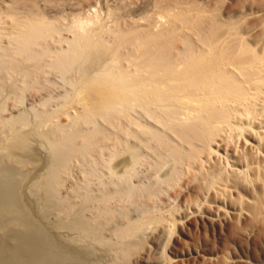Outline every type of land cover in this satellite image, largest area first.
Masks as SVG:
<instances>
[{"label": "rangeland", "instance_id": "obj_1", "mask_svg": "<svg viewBox=\"0 0 264 264\" xmlns=\"http://www.w3.org/2000/svg\"><path fill=\"white\" fill-rule=\"evenodd\" d=\"M13 22L15 25L13 24ZM27 22L28 23L36 22L46 27L57 28L59 31L61 30L60 32L62 33L61 34L62 37L66 36L72 38L74 32L76 31L77 28L76 26L84 22L83 24H87L91 28L90 29L91 39H93V41L94 40L96 41L98 39H102V40L106 39L107 42H112L113 39L116 40L115 37L112 35L118 34V31H122L123 29L130 31V38H134V37L137 38L138 34L139 36H145L148 32H150L151 30L150 27L156 26L154 27V30L160 33L159 34L160 36H158L157 38L158 41L162 39V41L164 42L162 41L160 42L167 43L169 45L172 44L175 45V46L172 45L173 47L178 46V47L190 48L189 45L192 44L191 48H193L195 51L199 52L205 50L206 53L209 51V48L207 47L210 45L209 43L214 42V40L216 41L218 37L217 42L221 46L222 45L225 46L226 44H233V42L234 44L239 43V47L241 49L240 56L242 57L247 56L252 58L254 57L255 60L257 61L259 60V62L256 65L257 66L263 65L262 67L264 68V0H0V31L1 32H3L4 29L6 30L4 31V33L5 32L10 33L9 31L11 30L16 31L21 26L19 24L21 23L24 24ZM154 23L157 24L154 25ZM157 27L158 28L160 27V29L162 27V30L158 29ZM163 28L164 29L166 28L167 30L165 31L163 30ZM159 30L161 32H159ZM225 30H227V33L225 32ZM162 31H164L165 33L167 32V35L166 34L164 35V32L162 33ZM162 35L164 36V38ZM177 36H178V40H177ZM172 37L175 39H173ZM220 38L223 39L220 40ZM204 39L205 41H203ZM185 42L187 43V45ZM205 42H208V44ZM204 43L206 45H204ZM54 44H59L57 39ZM124 47L122 46L123 51L122 48H120V51L123 53L124 52L126 53V51L130 49L133 50L135 48V47L129 48V46H124ZM90 68H88L89 76L88 77L86 76L84 78L85 80L84 82H86V84L93 85L94 82L96 81L95 79H97L95 78L96 77L95 74L96 72H98V66L96 67V65H93L92 68L91 69ZM29 73L30 74L32 73L31 74L32 76L29 75ZM29 73L28 72L25 73L23 71L22 73L23 75L21 74L20 76H18V78L21 77L20 78L21 80L23 77V79L26 80L25 82L30 84L33 81H34L33 84L38 81L39 87L37 89H34V91H32L33 89L30 90L31 92L29 91L28 93L29 102H26L28 104V106L26 104V108H30L32 103L41 106L40 105L41 101L40 102L37 101L39 99L48 97V95H51L52 92L53 95L57 96L65 91V88H63L64 84L62 85L64 81L61 78L60 73L52 72V73L44 74L47 79H45L42 72L39 73L29 72ZM33 74L43 75V78L41 77L40 79L39 75L38 78L41 81L43 79L44 80L42 82L39 81V79L37 80L36 76L34 77ZM48 74L51 76H48ZM30 77H32L33 80L32 78L30 80ZM48 79L51 82L48 81ZM45 82H47L48 84H46ZM40 86L46 88L42 87L43 88L42 90ZM262 86L263 87H260L258 90H251V93H249L248 95L249 98L247 99L248 102L247 100L244 101L245 107L241 105L240 109L237 108V111L233 112L232 115L235 117V119L233 118L231 120L232 122L229 124L231 128L229 127V125H225V127H223L225 131L222 128L221 129L222 131L220 130L218 132L219 134L217 133L218 135H215L212 138V140L207 142V144L211 145L213 148L209 145H206L205 142H204L205 144L203 142L201 144L200 142L201 146L198 147H201L203 150L202 152L199 153V157H198L199 161L197 160V162L196 161L194 162L195 166L193 163H191L192 165L190 166H184L185 175L182 174L181 178H179L178 181H176L177 179L174 180L172 184H164L163 186L166 187L168 186V187L167 188L163 187V189L161 187L160 188L161 191L159 192L158 190V193L156 194L157 196L155 195V198L152 201L149 199L150 198L152 199L154 197L153 196L154 194L151 195V193L146 189H142L143 190V191L141 190L142 192L139 190L138 192L139 195L137 193L134 194L131 200L125 195L122 197L121 194H118L116 197L118 196L120 197L119 198L115 197L117 202H115L114 199L111 201H105L100 205L98 204V202L90 203L89 201H85L84 198L82 197V194L80 195V193L84 192L83 187L86 185V183L87 185L90 184L92 186L91 187L89 185L90 188L93 189V191L94 189L105 188V187L111 188L112 191L114 190L115 185H112V183L110 182L111 179L108 177L109 175L107 174L105 167L102 165L103 160H105V158L108 157V150H106L107 152L104 151L105 150L104 147L106 146L105 144H107V146L108 145L110 146L112 143L115 142L114 139L113 142L111 140L108 141L106 140V142L103 143L101 142L102 146L98 147L99 150H97V148L94 150L95 152L96 150L101 152L103 151L101 155L100 152L93 153L94 151L92 152V155L89 154V156L87 157L89 164L90 162H92V160H95L94 164H92L93 167L92 165H90V167H87L89 166L87 160H85V163H82L83 165H79L78 163L74 164L77 167L75 168L74 165L72 166L70 171L71 173L70 175L72 176L71 177L69 176V179L66 178L65 181L63 179V183L59 185L60 187L58 185L57 186L54 185L53 190L48 193L46 187L39 188V184H38V181H40V179L44 175H46L47 173L46 171H49V167L47 165L49 164L48 161L50 160V156H49L50 153L44 147L41 146L42 145L41 139L37 136L29 135L31 138H29L28 141L29 142L28 148L27 146L19 148V145H15L16 146L15 148V146H13L11 143L12 140L14 139V137L12 136L15 135L14 134L15 132L10 131L9 134L11 135L5 134L6 136L0 133V138H1L0 140L2 141V143L1 141L0 143L1 145L4 144L3 146H0L1 149L0 163L2 162L1 163L2 165H0V173H1L0 174L1 177L0 178L1 180L0 181V197H1L0 199V264H5V263L10 264L15 258L17 260L23 258L25 259L26 257H27L26 259H30V257L31 258L35 257L32 254V252H30L31 249L28 248L29 246L27 245V243H29V241L31 240L34 241L40 238V235L45 236L46 234H47L46 237L50 236L51 238L50 239L48 237V239H50L49 241L53 244L52 245L54 251L53 253L60 252L71 256L70 257L71 259H66L67 262L66 260L65 262L64 260H48L45 262L46 264H264V130H263L264 129V110H263L264 81ZM11 87L13 88V84H11L9 87L10 91L8 92L7 95L8 97L7 102L8 103L10 102L9 104L12 107V105L15 106L17 95L13 92ZM51 87L53 89H51ZM60 87L63 88L64 90H62ZM38 91L42 92L43 95L42 93H38ZM37 95L40 97L38 98ZM31 96L33 97L36 96L37 99L31 98ZM11 102L14 104H12ZM55 104L56 102L54 101L53 105ZM75 104L76 103H74L75 107L69 108V111L70 112L73 111L72 112L73 114L77 112L78 108L80 109L82 107V105H80L79 103H77V105ZM246 105L248 106V108ZM250 105L253 107H250ZM245 108L247 112H245L246 111ZM238 110L240 111L241 115L239 114ZM259 112L262 113L261 118ZM238 114L241 116L243 120L239 117ZM255 114H257V116H255ZM61 117H63V115H61ZM246 117L248 119H246ZM63 118H64L63 119L64 122H66L68 119L66 115H64ZM254 119L257 120L254 122ZM262 121L263 124H261ZM240 123L242 124V126ZM232 126H234V128ZM245 126H247L248 129L247 127L245 128ZM17 127L19 126L17 125ZM235 127L242 129H239L237 132ZM232 128L234 130H232ZM243 128H245V130ZM0 129H1V125H0ZM228 130H231L232 133L230 131L228 132ZM243 131L246 132L244 133ZM220 132L223 133L220 134ZM234 132L236 134H234L233 136ZM33 137H35V139H33ZM232 138L234 139V141ZM237 138L239 140H235ZM222 139L223 140L225 139V141H223ZM227 140L230 142L229 143L226 142ZM238 141L240 142L238 143ZM35 142L38 143L36 144ZM202 145L204 148L202 147ZM206 146L209 147V149ZM205 147L209 151H206L207 149L205 150ZM17 148L19 149L17 150ZM103 148L104 150H102ZM25 149L27 150L29 149L30 152L29 150L26 151ZM24 151L25 153H23ZM159 152L160 151L155 147L154 152L152 153L150 152L151 154H149L147 160L145 157L146 162L143 161V164H141L142 167H140L141 170L139 171L140 174L141 173L142 175L146 174L149 170L150 172H148V174H151V172L153 171L155 173L157 166L155 165L156 161L154 160H155V156L157 158ZM203 153L207 154V156L206 155L203 156L202 155ZM124 156L131 159L129 154H125ZM5 160H7L6 161L7 164ZM96 160L98 162H96ZM201 160L204 162L201 163L202 162ZM99 161L101 163H99ZM186 161H187L186 165H189V162L191 160L190 161L185 160L184 165ZM8 162L9 163L14 162V163L9 164ZM97 167L100 169L99 170L96 169ZM187 167L189 168L187 169ZM191 167H193L192 168L193 171H191L190 169ZM81 168H84L85 170ZM13 169L16 170V172ZM142 169H144V171ZM237 169L238 170L241 169V170L237 171ZM94 170L96 174L94 172V176H93V174L91 173H93ZM3 171L12 172L13 181H14L13 184L12 182H10L12 185L4 179ZM28 171L30 172L32 171V172L30 173ZM76 171L78 172L81 171V173H78ZM200 171L201 172L203 171L204 173H201ZM84 173L85 175L82 176ZM27 174H29V176ZM89 174H91V176ZM95 175L96 176L98 175L97 177L99 179L96 178ZM100 175L102 176L101 177L102 181H106L108 183L106 182H104V184L99 183L101 182ZM182 176L183 177L185 176V178H183ZM87 177H89V179ZM204 178H206V180ZM207 178H209L210 180L209 179L207 180ZM212 178H214L215 180L213 181ZM74 180L76 181L79 180L77 181V184L79 183L80 185L78 186L75 183L76 181ZM91 180L94 183L91 184L92 182ZM207 181L209 182V184ZM19 182H21V184ZM73 182L74 184H71ZM105 183L107 186L105 185ZM18 184L22 186L20 185L18 186ZM74 185L75 187H73ZM58 187L59 190H57ZM169 189H173V190H169ZM74 190L75 193H72V191L74 192ZM93 191L92 193L94 195L98 193V191L96 190L94 192ZM77 192L80 193L78 194ZM47 193L49 195H52L54 198L52 196L49 197ZM10 194L12 196H15V202L19 207H16L17 205L13 203L11 204V207H9L11 202L7 201L6 199L3 200V196L5 198ZM66 194H68L67 195L68 198H66L67 197L65 196ZM168 194L171 197L166 196ZM158 195H160L159 196L160 198L158 197ZM77 196L78 198L80 196L81 199L76 198ZM41 197H43L44 199ZM70 197H72V199L77 201L72 200ZM60 198L62 200H60ZM125 198L127 200H125ZM136 198L138 199V201ZM52 199L54 201H52ZM69 199L70 201L72 200L71 201L72 203L69 201ZM128 199L131 202L135 201L134 204L133 202L131 203ZM160 199L162 200V202ZM57 201L61 202L63 207L61 206V203H58ZM63 201L67 203L63 204L64 203ZM78 201L80 203H78ZM125 201L127 202L129 201V202L127 203ZM43 202L44 204H42ZM53 202L57 205H55ZM47 203H49V207L48 210L47 208L45 210L44 205ZM74 203L75 205H73ZM82 203L85 204L83 205ZM108 204L110 206H108ZM132 204L136 208L134 207L132 208L133 206ZM13 205L14 207H12ZM111 205L113 206V208ZM136 205H138V207L140 206L141 209L140 208L138 209ZM50 206L51 208L54 206V208L50 209ZM58 206L61 211L59 210ZM75 206L78 207L77 209L78 210L80 209V211H77ZM80 207L84 209H81ZM88 207L92 212L88 210ZM99 207H101L104 210L100 211L101 213L97 211L100 213V214L98 213L97 215L96 210ZM121 207L123 208V210H120L122 209ZM66 208L71 210L73 214L68 213L70 211ZM111 208L112 211L113 209L115 210L114 211L115 214L114 212L111 213L110 211ZM128 208L131 210H129ZM14 209H17L18 211ZM146 209L149 211L147 212ZM116 210L117 211L120 210L119 211L120 214H118ZM132 210H134L135 212ZM127 211H129L130 213H128ZM24 212L26 213V215ZM63 212L65 213L63 214ZM78 212L79 213L81 212V215ZM85 212L87 215L84 214ZM90 212L92 214L94 212V214L93 215L88 214ZM143 212L145 214L147 213L149 214L145 215ZM20 213L21 215L22 214L23 215L22 216L19 215ZM56 213L59 215H57ZM83 214L90 218L97 216L98 218L97 221L103 224L104 231L102 230V232L104 234L102 235L105 241L100 243L92 239H87V240L82 239V241L80 242L79 237L77 236L78 233L71 231L68 228H65L66 226L65 224L67 223L66 221H69L70 219L71 220L76 219L79 216L81 217L83 216ZM115 215L117 216L120 215V218L119 217L117 218V216L115 218ZM108 216L110 218H108ZM131 216L134 222L135 220H137L135 223L139 224V226L136 229V232L133 234V236L129 237L128 239H125V244L122 246L124 248L119 249L120 252L117 253L118 250L112 248L111 246V244L115 245V243H112L113 241L116 242V240H114L116 239V237H114L115 234L113 231L118 226V224L127 223L129 217ZM65 217L67 220L65 219ZM48 218L51 221L48 220ZM56 218L57 220L59 219L60 220L57 221ZM110 220H112V222ZM60 222H63L62 223L63 225ZM107 223L110 225H107ZM41 233H45V234H41ZM21 236L24 237V239H22ZM109 237L112 238L113 241ZM105 238L106 239L109 238L112 242L109 241L108 239L106 241ZM104 242H105V246L103 245ZM101 244L103 245V247ZM111 249L113 251L115 250L116 252H113ZM101 251L103 253H101ZM107 251L108 254L106 253ZM24 252L25 253L30 252V253L24 254ZM21 255H23V258H21L22 257ZM73 260H75V262Z\"/></svg>", "mask_w": 264, "mask_h": 264}, {"label": "bare ground", "instance_id": "obj_2", "mask_svg": "<svg viewBox=\"0 0 264 264\" xmlns=\"http://www.w3.org/2000/svg\"><path fill=\"white\" fill-rule=\"evenodd\" d=\"M83 23L78 24L76 26L77 28H76V31L74 32L73 38L72 37H66V36L62 37L61 36L62 33L60 32L61 30L59 31L57 28L46 27V26H43V25L36 23V22L35 23L34 22L33 23L27 22L24 24L18 23L19 25H21L20 28H18L19 27L18 26L17 27L18 29L17 30L15 29L16 31L11 30V31H9L10 33H6V32L4 33V31H6L5 29H4V31L2 30L3 32L0 31L1 32L0 33V125H1L0 133H2V135H5V134L8 135L10 131H14L15 135L12 136V137H14V139L12 140L11 143L13 146L19 145V148L20 147H26V146L28 148V145H29L28 141H29V138H31L30 137L31 135L37 136L41 139V144H42L41 146L44 147L50 153V155H49L50 160L48 161L49 164L47 165L49 167V171H46L47 172L46 175H44L40 179V181H38V184H39V188L46 187L48 190V193L53 190L54 185L59 186L63 183V179L65 181L66 178L69 179V176L70 177L72 176V175H70L71 174L70 171H71V168L74 164L78 163L79 165H83L82 163H85V160H87V162H88L87 157L89 156V154L92 155V152L96 148H97V150H99L98 147L102 146L101 142L102 143L106 142V140L107 141L111 140L113 142V139H114L115 142L112 143L113 145L111 144L110 146L109 145L107 146V144L104 143L106 145L104 147L105 150H104V148L102 150H104V151L108 150V157L105 158V160H103L102 165L105 167L106 172L109 175L108 177L111 179L110 182L112 183V185H115V188L114 187H112V188H114V190L115 189L116 190L112 191V189L108 188V187L107 188L105 187V188L94 189V191L95 190L98 191V193H97L98 195L97 194L94 195L92 193L93 189L90 188L91 185L90 184L87 185V183H86V185L84 187L82 186L84 189V192L83 193L77 192V193L78 194L80 193V195L82 194V197L84 198L85 201H89L90 203L91 202H96V203L98 202V204L100 205L101 203H103L105 201L114 200L118 194H121L122 197L125 195L131 200L132 197L134 196V194H136V193L138 194L139 190L141 191L142 189H146L151 193V195L154 194L153 195L154 197L152 199L147 198V199L152 201L155 198V195L158 193V190L160 192L161 187H162V189H163V187L164 188L166 187V186H163L164 184H172L174 182V180L177 179L176 181H178L179 178H181V175L184 174V170H185L184 166H190V165H192L191 163L194 164L195 161L197 162V160L199 159L198 158L199 153L202 152V150H203L201 147H198V146H201L200 142H201V144H202V142L203 143L205 142L206 145H209V144H207V142L212 140V138L215 135H218L219 134L218 132L223 127H225V125H229L232 122L231 120L233 118L235 119V117L232 115L233 112L237 111V108L240 109L241 105L244 106V104H245L244 101L249 99L248 95H249V93H251V90H258L260 87H263L262 86L263 81H264V68L262 67L263 65L257 66L256 64L259 62V60L258 61L255 60L254 57L252 58V57H247V56L246 57L240 56V50L241 49L239 47V43L234 44V42L232 41L233 44H226L225 46H223V45L221 46L217 42V40H218V37H217L216 41L214 40V42H212V43L210 42L211 41V39H210V41H209L210 47L207 46L209 48V51L207 53L205 52V50L197 52L193 48H191L192 44L189 45L190 48L178 47V46L173 47L175 45H173L172 43L171 44L173 46L169 45L167 43H162V42H164V41H162V39L160 40L162 42L158 41L157 38H158V36H160L159 35L160 33H158L156 30H154V27H156V26L150 27V29L152 31L151 30H150V32L147 31L148 33L146 32L147 34L145 36H139V34H138L137 38L136 37L130 38V31L123 29L122 31H118V34L112 35L116 39V40L113 39L112 42H107L106 39H105L106 41L102 40V39H98L96 41L95 40L93 41V39H91V30H90L91 28L87 24H83ZM13 24H14V22H13ZM155 24H157V23H154V25ZM10 27H11V25H10ZM158 29H160V27ZM220 29H221V27H220ZM160 30H162V27ZM160 30H159V32H161ZM163 30L166 31L167 29L163 28ZM163 32L164 31H162V33ZM225 32L227 33V30H225ZM165 34L167 35V32L166 33L164 32V35ZM93 36H94V33H93ZM163 38H164V36H163ZM229 38H230V36H229ZM56 39L58 40L59 44H54L56 42ZM173 39H175V38H173ZM222 39L220 38V40H222ZM177 40H178V36H177ZM203 41H205V39ZM221 42H223V41H221ZM205 43L208 44V42H205ZM205 43H204V45H206ZM182 44H184V43H182ZM186 45H187V43H186ZM122 46L123 47L129 46V48H131V47H135V48L133 50L130 49V50L126 51V53L125 52L123 53L120 51V48H122ZM122 51H123V48H122ZM93 65H96V67L98 66V72H96V74H95V76H96L95 78H97V79H95L96 81L94 82L93 85L92 84H86V82H84L85 81L84 78L86 76L87 77L89 76V71H88L89 69L88 68H90V67L92 68ZM94 69H96V68H94ZM25 70L28 73L29 72H33V73L42 72L43 75L47 74V73H52V72L60 73L61 78L64 81L62 83V85L64 84L63 88H65V91L63 93H60V94L57 92L59 94L57 96L53 95V92H52L51 95H48V97L43 98V99H39L37 101V102L41 101L40 102L41 106H39L38 104L32 103L30 108H26V104H27L26 102H29L28 101L29 91L31 89H33L32 91H34V89H37L39 87V85H38V81L35 82L34 84H33V82H34L33 81L30 84V83H26L25 82L26 80L23 79V77L21 80H20L21 77L18 78V76H20L23 73V71L25 73H27ZM31 74L29 73V75H31ZM33 75H34V77L36 76L37 80L39 79L38 78L39 74H33ZM43 75H39L40 79H41V77L43 78ZM48 76H51V75L48 74ZM56 76H57V74H56ZM44 77H45V75H44ZM31 78L32 77H30V80H31ZM40 79H39V81H41ZM45 79H47V78L45 77ZM28 80H29V78H28ZM32 80H33V78H32ZM21 81H22V83H21ZM48 81H50V80L48 79ZM45 83L48 84L47 82H45ZM11 84H13V88L11 87L13 92L17 95L15 106L12 105V107L9 104L10 102L9 103L7 102V100H8L7 95H8V92L10 91L9 87ZM102 85L106 86V87H103ZM43 88H46V87H43ZM43 88H42V90H43ZM63 88H61V89L64 90ZM51 89H53V88L51 87ZM38 93H42V92L38 91ZM32 94H33V92H32ZM34 95H36V94H34ZM38 95H40V94H38ZM38 95H37V97L39 98L40 96H38ZM42 95H43V93H42ZM252 96H254V95H252ZM37 97L31 96V98H33V99H37ZM54 101L56 102L55 105H53ZM259 101H262V100H259ZM247 102H248V100H247ZM256 102H258V101H256ZM74 103H76L75 105H77V103H79L80 105H82V107L80 109L78 108V110L76 109L77 112L73 114L72 113L73 111L71 110L72 112H70L69 108L75 107ZM12 104H14V103H12ZM254 104H256V103H254ZM27 106H28V104H27ZM250 107H253V106L250 105ZM247 108H248V106H247ZM245 110H246V108H245ZM250 110H248V111H250ZM245 112H247V110ZM15 113H17V114H15ZM239 114H240V111H239ZM257 114H255V116H257ZM261 114L262 113H260V118L262 116ZM61 115H63V117H64V115L67 116L68 119L66 122L63 121L64 118L61 117ZM238 115H237V117H238ZM240 115H239V117L241 118ZM7 116H9V117H7ZM246 119H248V118L246 117ZM256 120L254 119V122ZM249 121H250V118H249ZM253 124H255V123H253ZM261 124H263V121L261 122ZM17 125L19 127H17ZM234 125H235V123H234ZM241 126H242V124H241ZM229 127H230V125H229ZM232 127L234 128V126H232ZM246 127L247 126H245V128ZM233 128H232V130H234ZM245 128H243V129L245 130ZM235 129L238 132V130L242 129V128H236L235 127ZM247 129H248V127H247ZM247 129H246V131H247ZM223 130L225 131L224 128H223ZM23 131H25V132H23ZM229 131L231 132V130H228V132ZM246 131H243V132L245 133ZM221 133H223V132H220V134ZM234 134H236V133L234 132L233 136H234ZM9 135H11V134H9ZM219 137H217V138H219ZM236 137H237V135H236ZM39 138H38V140H39ZM33 139H35V137H33ZM226 139H227V137H226ZM235 140H239V139L237 138ZM223 141H225V139ZM233 141H234V139H233ZM226 142L229 143L230 141L227 140ZM239 142L240 141H238V143ZM1 143H2V141H1ZM1 143H0V146H3L4 144L1 145ZM3 143H4V141H3ZM209 146H211V145H209ZM155 147L160 151L157 158L155 156V160H154V161H156L155 165L157 166V169L154 168V169H156L155 173L153 171V172H151V174H148V172H150V170H149L146 174H143V175H142V173L140 174L139 171H141L140 170V167H142L141 164H143V161H145V157L147 160V158L149 157V154L154 152ZM202 147H203V145H202ZM206 147H205V150L207 148L209 149V147H207V148ZM15 148H16V146H15ZM19 148H17V150ZM208 149L206 151H209ZM25 150L28 151L29 149L28 150L25 149ZM97 150H96V152H100V155H101V153L103 151L101 152V151H97ZM214 151H215V149H214ZM29 152H30V150H29ZM96 152L94 151L93 153H96ZM23 153H25V151ZM125 154H129L131 159H129L128 157H125L124 156ZM202 155L207 156V154H204V153ZM3 156H5V155H3ZM200 156H201V154H200ZM209 159H210V157H209ZM152 160H153V158H152ZM185 160H189V161L191 160L190 162L188 161L189 165H186L187 161L184 165ZM6 161L7 160H5V162ZM9 161H10V159H9ZM94 161L95 160H92V162H90V164L88 162L89 166H87V167H90V165L94 164ZM154 161H153V163H154ZM96 162H98V161L96 160ZM101 162H102V160H101ZM101 162L99 161V163H101ZM203 162L204 161H202L201 163H203ZM1 163H0V165H2ZM11 163L13 164L14 162H11ZM11 163H9V164H11ZM6 164H7V162H6ZM207 165H208V163H207ZM228 165H230V164H228ZM84 166H85V164H84ZM143 166H145V165H143ZM147 166H149V165H147ZM194 166H195V164H194ZM200 166H202V165H200ZM48 167H46V168H48ZM76 167L77 166H75V168ZM92 167H93V165H92ZM188 168L189 167H187V169ZM192 168L193 167L190 168L191 171H193ZM81 169H84V168H81ZM96 169L99 170L100 168L97 167ZM144 169H142V170L144 171ZM3 170H4V168H3ZM79 170H80V168H79ZM240 170L237 169V171H240ZM14 171L16 172V170H14ZM14 171H13V173H14ZM81 171H83V170H81ZM81 171L80 172L76 171V172L81 173ZM103 171H105V170H103ZM28 172H30V171H28ZM94 172H95V170L93 171V173H91V174H93V176H94ZM188 173H189V171H188ZM201 173H204V172L202 171ZM210 173H209V175H210ZM91 174H89V175L91 176ZM95 174H96V172H95ZM3 175H4V179L7 182H9V183L12 182V184H13L14 181H13L12 172L3 171ZM27 175L29 176V174H27ZM84 175H85V173L82 176H84ZM98 175H99V173H98ZM101 175H100V181L101 182H99V183L104 184V182H106V181H102L101 177L103 175L102 176ZM209 175H208V177H209ZM97 176L95 175L96 178H98ZM193 176H195V175H193ZM80 177H81V175H80ZM14 178H16V177H14ZM76 178H74V179H76ZM87 178L89 179V177H87ZM183 178H185V176ZM183 178H182V180H183ZM210 178H211V176H210ZM21 179H22V176H21ZM26 179H27V177H26ZM195 179H197V178H195ZM204 179L206 180V178H204ZM204 179H203V182H204ZM208 179L209 178H207V180ZM212 180L214 181L215 179L212 178ZM19 181H21V180H19ZM74 181H76V180H74ZM77 181H79V180H77ZM77 181L75 182L76 184H77ZM67 182H64V183H67ZM19 183L21 184V182H19ZM92 183H94V182L92 181L91 184ZM106 183H108V182H106ZM106 183H105V185H106ZM20 184H18V186ZM71 184H74V182ZM205 184H207V183H205ZM208 184H209V182H208ZM77 185L79 186L80 184L78 183ZM20 186H22V185H20ZM59 187L57 190H59ZM62 187H64V186H62ZM73 187H75V185ZM12 188H13V186H12ZM14 188H16V187H14ZM46 188H45V190H46ZM93 188H95V187H93ZM68 189H67V191H68ZM79 189H81V188H79ZM169 190H173V189H169ZM14 191H16V190H14ZM43 192H44V190H43ZM54 192H56V191H54ZM164 192H165V189H164ZM72 193H75V190H74V192L72 191ZM44 194H45V192H44ZM144 194H146V193H144ZM169 194H170V192H169ZM169 194L166 196L171 197ZM40 195H41V193H40ZM67 195L68 194H66L65 196H67ZM162 195H165V194H162ZM48 196L50 197L52 195L48 194ZM159 196L160 195H158V197ZM119 197L120 196H118L116 198H119ZM41 198H43V197H41ZM57 198H58V196H57ZM66 198H68V196ZM70 198L72 199V197H70ZM76 198H78V196ZM79 198H80V196H79ZM0 199H1V197H0ZM4 199L11 202L9 207H11L12 203L17 205L15 202V196H12L11 194L6 196L5 198L3 196V200ZM49 199H51V198H49ZM60 200H62V199L60 198ZM72 200H74V199H72ZM125 200H127V199L125 198ZM156 200H157V198H156ZM52 201H54V200L52 199ZM69 201H70V199H69ZM74 201H77V200H74ZM114 201L117 202L116 199ZM137 201H138V199H137ZM125 202H127V201H125ZM134 202H133V204H134ZM157 202H159V201H157ZM161 202H162V200H161ZM58 203H61V202H58ZM65 203H67V202H64L63 204H65ZM78 203H80V202L78 201ZM42 204H44V202ZM55 205H57V204H55ZM73 205H75V203ZM88 205H89V203H88ZM121 205H122V203H121ZM59 206H58V208H59ZM61 206H62V203H61ZM108 206H110V205L108 204ZM118 206H120V205H118ZM136 206L138 207V205H136ZM140 206H141V204H140ZM140 206L138 207V209L140 208ZM12 207H14V205ZM16 207H19V206L17 205ZM44 207H45V210H46V208L48 210L49 203L45 204ZM64 207H66V206H64ZM122 207H124V206H122ZM129 207H130V205H129ZM133 207L136 208L134 205L132 206V208ZM142 207H143V205H142ZM53 208H54V206L52 208L50 206V209H53ZM68 208H66V209H68ZM77 208L78 207H76V209ZM100 208L101 207L97 208L96 212L97 211L100 212V211L104 210L102 208H101L102 209L101 210ZM112 208H113V206H112ZM112 208L110 209L111 213L115 211L114 209L112 211ZM66 209H63V210H66ZM70 209H71V206H70ZM81 209H84V208H81ZM14 210L18 211L17 209H14ZM59 210H60V208H59ZM88 210H90L89 207H88ZM120 210H123V208ZM120 210H118V211L116 210L118 214H120V212H119ZM126 210H124V211H126ZM129 210H131V209H129ZM134 210H132V211H134ZM69 211L70 212H68V211L67 212L72 213L71 210H69ZM77 211H80V209L79 210L77 209ZM146 211L148 212L149 210L146 209ZM91 212L88 214L93 215L94 212H93V214ZM99 212H97V215ZM127 212L130 213L129 211H127ZM41 213H42V211H41ZM64 213L65 212H63V214ZM75 213H77V212H75ZM75 213H74V215H75ZM143 213H142V216H143ZM79 214L81 215V212ZM84 214H86V212ZM84 214H83V216H81V217L79 216L76 219H73V220L70 219L71 221L70 220L66 221L67 223L66 224L64 223L66 225L65 228H68L69 230L78 233L77 236L79 237L80 242L82 241V239H85V240L92 239V240H95V241L100 242V243L105 241L104 237L102 235V234H104L102 232L103 224L101 222L97 221V219H98L97 216H94L96 218H94V217L90 218V217L86 216L87 214L86 215H84ZM114 214H115V212H114ZM131 214H132V212H131ZM147 214H149V213H147ZM147 214H145V215H147ZM19 215H21V213ZM25 215H26V213H25ZM57 215H59V214H57ZM66 215H68V214H66ZM60 216H61V214H60ZM76 216H78V215H76ZM116 216L117 215H115V218H116ZM118 217L120 218V215L117 216V218ZM140 217H141V215H140ZM108 218H110V217L108 216ZM50 219H51V216H50ZM50 219L48 218V220H50ZM65 219H66V217H65ZM56 220H57V218H56ZM59 220H57V221H59ZM61 221H64V220H61ZM110 221L112 222V220H110ZM110 221H109V223H110ZM136 221L137 220H135V222ZM116 222H117V219H116ZM116 222H115V224H116ZM135 222L133 221V218L131 216V217H129V220L127 223H120V224H118V226L116 225L117 227L115 226L116 228L114 229L113 232L115 234L114 237H116V239H114V240H116V242L113 241L112 238H110V237L109 238L113 242L109 238H107L112 243H115V245L111 244V246H112V248H115L116 250H118L117 253L120 252L119 249L124 248L122 246L125 244V239H128L129 237L133 236V234L136 232V229L138 228L139 224H137ZM60 223L62 224L63 222H60ZM107 225H110V224L107 223ZM41 232H44V231H41ZM107 233H108V230H107ZM34 234H35V232H34ZM41 234H45V233H41ZM46 235L45 236L40 235V238H38L34 241L31 240V241H29V243H27V245L29 246L28 248L31 249L30 252H32V254L35 257H33V258L30 257V259H26L27 258L26 257L24 259L23 255H21L22 257L21 256L20 257L23 259H17L16 260V258H15L13 261L11 260L12 262L10 264H44L48 260H64V262H65L66 259H71L70 258L71 256H69L68 254L60 253V252L53 253L54 252L53 247H52L53 244L49 241L51 238H50V236H48L50 238V239H48V237H46ZM22 239H24V237H22ZM33 239H34V237H33ZM107 239H106V241H107ZM91 243H92V241H91ZM22 244H23V242H22ZM101 245H99V246H101ZM103 245L105 246V242ZM103 245H102V247H103ZM71 250H72V248H71ZM112 251H111V253H112ZM113 252H116V251L114 250ZM27 253L24 252V254H27ZM99 253H100V251H99ZM101 253H103V252L101 251ZM106 253L108 254V251ZM106 253H104V254H106ZM28 257H29V255H28ZM83 259H85V258H83ZM73 261L75 262V260H73ZM66 262H67V260H66ZM68 262H69V260H68Z\"/></svg>", "mask_w": 264, "mask_h": 264}]
</instances>
